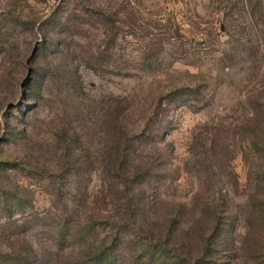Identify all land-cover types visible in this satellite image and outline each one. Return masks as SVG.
Instances as JSON below:
<instances>
[{
    "label": "rangeland",
    "instance_id": "374dc122",
    "mask_svg": "<svg viewBox=\"0 0 264 264\" xmlns=\"http://www.w3.org/2000/svg\"><path fill=\"white\" fill-rule=\"evenodd\" d=\"M0 264H264V0H0Z\"/></svg>",
    "mask_w": 264,
    "mask_h": 264
}]
</instances>
